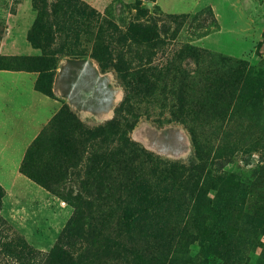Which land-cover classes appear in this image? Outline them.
<instances>
[{
    "label": "rangeland",
    "instance_id": "rangeland-1",
    "mask_svg": "<svg viewBox=\"0 0 264 264\" xmlns=\"http://www.w3.org/2000/svg\"><path fill=\"white\" fill-rule=\"evenodd\" d=\"M44 2L50 20L60 26L54 44L67 40L59 59L97 63L90 54L96 31L92 12L104 13L123 29L132 21L149 18L166 32V45L171 49L184 43L195 46L198 51L186 52L177 60L174 94L179 100L168 86H159L156 97L145 95L153 100L150 106L141 107L145 113L130 136L153 155L147 159L155 167L160 165L159 169L166 162L195 165L200 162L199 151L208 155L209 163L203 188L186 201L182 191H169L165 171L161 186L166 192L155 199L160 206L154 225L124 221L122 211L130 199L126 196L117 206L112 200V209L106 208L110 211L95 206L90 216L72 223L74 207L51 191L58 203L71 207L70 214L54 225H16L0 210V264H58L63 256L56 255L55 247L65 250L72 264H119L118 243L160 264L165 260H173L170 264H264V0H101L94 6L86 0H0V68H20L24 65L21 57L41 53L29 33ZM137 5L140 10L148 9L149 15L142 16ZM209 8L217 26L207 33L206 25L212 19ZM172 13L189 15L175 38ZM109 71L114 74L110 85L118 89L116 98L104 105V110L111 109L109 116L106 112L102 118L84 115L68 105L82 125L93 128L116 116L126 88L116 72ZM62 87L67 94L91 98L83 87L77 90L68 82ZM110 92L112 100L116 92ZM171 107L176 109L174 116ZM50 120L40 131L47 140L44 148L51 149L52 138L63 137L67 130L80 133L68 115L48 126ZM77 170L69 169L59 185L85 197L79 186L84 171ZM6 178L2 177L3 182ZM5 188L0 183L3 195ZM99 193L92 191L96 199Z\"/></svg>",
    "mask_w": 264,
    "mask_h": 264
},
{
    "label": "trees",
    "instance_id": "trees-1",
    "mask_svg": "<svg viewBox=\"0 0 264 264\" xmlns=\"http://www.w3.org/2000/svg\"><path fill=\"white\" fill-rule=\"evenodd\" d=\"M47 4L44 2L38 9L37 20L29 33L32 45L39 48L41 53L21 57L24 65L20 68L39 71L36 88L55 97L52 90L53 76L59 56L65 52L67 40L54 44L60 26L56 20H50L51 13ZM135 8L142 16L149 15L148 9L140 10L138 5ZM209 13L212 19L206 25L207 33L217 26L210 8ZM90 15L96 27L90 54L102 70L113 69L116 72L118 79L126 88L124 99L116 109V116L93 128L82 125L64 102L48 126L59 120L62 115H68L79 125V135H74L73 130H67L61 138L54 136L50 142L53 147L49 149L44 148L47 140L44 132H40L29 146L20 170L74 207L70 223L84 218L87 214L90 216L94 211L92 207L95 206L104 212L110 211L107 210L108 206L112 209L115 203L117 206L122 197L126 196L130 198L128 200L130 202H127L125 210L122 211L124 221L135 225H154L160 206L155 199L166 192L161 186L166 179L165 171L170 178L169 191H182L181 198L186 201L189 196L203 188L202 177L209 163L208 155L200 151L198 153L196 146L199 163L187 166L177 162H166L165 168L159 169L160 165L156 167L151 165L149 159L153 158V155L139 146L131 138L130 132L142 113H145L141 111L143 104L148 107L153 100V97L147 98L145 95L151 93L155 96L157 90L164 86H168L171 95H176L174 93H177L175 84L178 77L175 71L179 68L177 60L184 57L186 52L193 54L198 49L189 43L171 49L166 45L164 37L166 32L162 33L157 23L150 21L149 18L145 21H132L123 29L107 19L104 13L92 12ZM170 16L174 24L171 34L172 38H175L182 25L187 23L189 15L172 13ZM63 35L64 38L68 37L67 33ZM84 53L85 51L79 52L77 55ZM237 66L240 67L241 63ZM142 93L144 94L141 98H138ZM176 98L179 100L177 95ZM169 111L173 116L177 113L173 107ZM55 158L57 163L53 165ZM71 168L84 171L85 177L79 180V186L86 192L85 197L81 193H74L72 188L66 189L64 185H59L67 178ZM77 174L79 175V172ZM94 189L100 191L98 199L92 195ZM2 196L3 193L0 192V210ZM112 200L114 204H110ZM0 219L3 220L2 215ZM115 249L119 252V264H160L153 258L144 260L131 246L118 243ZM54 251L56 255L63 256L62 260L58 259V264H72V259L67 257L69 254L65 250L55 247ZM172 261L165 260L163 264H170Z\"/></svg>",
    "mask_w": 264,
    "mask_h": 264
},
{
    "label": "crops",
    "instance_id": "crops-1",
    "mask_svg": "<svg viewBox=\"0 0 264 264\" xmlns=\"http://www.w3.org/2000/svg\"><path fill=\"white\" fill-rule=\"evenodd\" d=\"M86 1L94 6L101 0ZM39 74L25 68H0V183L6 186L1 212L16 225H54L71 212V207L58 203L49 190L19 170L26 149L58 111L60 103H67L81 114L102 118L105 112L107 116L111 114L104 105L118 95V89L110 85L114 74L102 70L98 63L60 57L52 81L55 97L36 88ZM64 82L77 90L85 88L83 91H88L91 98L67 94L63 91ZM110 90L116 92L112 100L108 96L112 95ZM99 106L102 116L98 114ZM4 176L6 182L2 180Z\"/></svg>",
    "mask_w": 264,
    "mask_h": 264
},
{
    "label": "water",
    "instance_id": "water-1",
    "mask_svg": "<svg viewBox=\"0 0 264 264\" xmlns=\"http://www.w3.org/2000/svg\"><path fill=\"white\" fill-rule=\"evenodd\" d=\"M151 3V2H150Z\"/></svg>",
    "mask_w": 264,
    "mask_h": 264
}]
</instances>
